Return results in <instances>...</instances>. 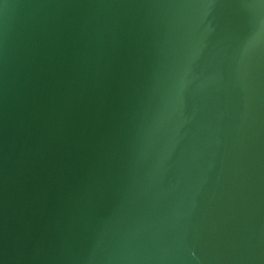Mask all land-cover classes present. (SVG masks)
I'll return each mask as SVG.
<instances>
[{
	"label": "water",
	"instance_id": "obj_1",
	"mask_svg": "<svg viewBox=\"0 0 264 264\" xmlns=\"http://www.w3.org/2000/svg\"><path fill=\"white\" fill-rule=\"evenodd\" d=\"M0 264H264V0H0Z\"/></svg>",
	"mask_w": 264,
	"mask_h": 264
}]
</instances>
